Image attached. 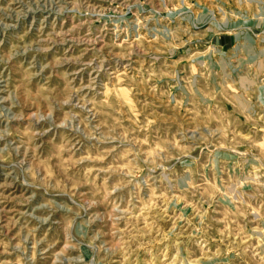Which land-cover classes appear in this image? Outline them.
<instances>
[{"label": "rangeland", "instance_id": "obj_1", "mask_svg": "<svg viewBox=\"0 0 264 264\" xmlns=\"http://www.w3.org/2000/svg\"><path fill=\"white\" fill-rule=\"evenodd\" d=\"M0 264H264V0H0Z\"/></svg>", "mask_w": 264, "mask_h": 264}]
</instances>
